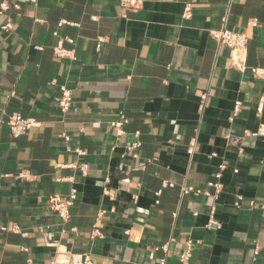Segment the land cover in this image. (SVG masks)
Returning a JSON list of instances; mask_svg holds the SVG:
<instances>
[{
	"label": "crops",
	"instance_id": "1",
	"mask_svg": "<svg viewBox=\"0 0 264 264\" xmlns=\"http://www.w3.org/2000/svg\"><path fill=\"white\" fill-rule=\"evenodd\" d=\"M20 4L0 13V118L41 126L0 131V264H73L71 253L92 264H181L188 241L189 264H264V75L250 70L264 69V0ZM224 25L248 35L245 70L213 34ZM55 31L75 59L55 55ZM62 85L73 97L66 114ZM120 113L127 121L115 126ZM72 190L62 221L48 199Z\"/></svg>",
	"mask_w": 264,
	"mask_h": 264
},
{
	"label": "built area",
	"instance_id": "2",
	"mask_svg": "<svg viewBox=\"0 0 264 264\" xmlns=\"http://www.w3.org/2000/svg\"><path fill=\"white\" fill-rule=\"evenodd\" d=\"M33 3H36L37 0H29ZM121 5H123L124 7L130 8V9H135L140 7L141 5V0H119ZM11 8L14 9H21V4H20V0H3L0 3V13L3 14L5 12H7L8 10H10ZM192 13L191 10V5L188 4L185 7V12L184 15L185 17H190ZM66 23V21H61V24ZM224 23H226V18L224 19ZM253 26H257L258 22L252 21L251 22ZM14 28V24L11 20H8L5 24H3L1 26V29L3 31H10L13 30ZM214 36L216 39H218V41L227 46L230 47L232 49V61H233V65L236 68H239L241 70H245L247 69V65L245 63V59L241 57V55H246V50H247V45H248V35L245 32L242 31H234L231 30L229 28H227L225 25L221 28V29H217L215 31H213ZM54 35L58 37V33L57 31L54 32ZM66 38V37H65ZM65 38L62 37H58L57 43L54 45V53L55 55H57L58 57L61 58H70V59H75L76 58V50L75 49H66L63 45ZM69 41L73 42V39L71 38H67ZM37 49L42 50L43 47L42 46H37ZM251 72L255 75V76H262L264 75V69L260 68V67H252ZM72 101H73V97H72V92L70 89H68L65 85L61 86V95L58 98V105L60 110L62 111V113L66 114L72 105ZM208 104V92H203L201 97H200V101H199V105H198V110L199 112L203 113L204 110L206 109ZM241 105L242 102L241 100H237L235 102V107L231 116V119H233L235 116H237L240 111H241ZM127 121L126 116L123 113L119 114V120H115L112 122L113 125L115 126H120L123 123H125ZM7 126L10 129L11 134L14 137H19L23 134H26L28 130H30L33 127H39L41 126V122L38 121L35 118L32 117H24L22 116L20 113H13L7 117H3L0 118V131L3 127ZM260 131L264 132V127H261ZM250 133L248 131H245L244 135H249ZM66 139H68V137L66 135H64ZM227 141L229 144H231L230 141V135L227 134L226 135ZM194 145H195V140L192 141V144L189 147V152L193 153L194 151ZM140 146V142H136L134 143V145L131 148H137ZM79 154H83V151L78 150ZM226 167L225 164L220 165L221 169H224ZM80 168L82 170L83 174H87L88 171V167L87 164H81ZM235 172H237L238 170L235 169ZM218 177L221 176V174L219 173L217 175ZM163 186H170V187H174L175 183L174 182H170V181H165L163 183ZM215 186L217 187V190L219 191L221 189L220 184H215ZM195 189L193 187H182L181 188V193L182 194H189L191 192H194ZM77 198V192L76 190H72L70 193H68L67 195H59V194H55V195H51L48 199L49 201V205L50 208L62 219V221H68L70 218V209L72 207V205L74 204L75 199ZM215 211V208H213V212ZM106 214V210L102 209L100 211H98L97 216H96V222H99L101 220L102 217H104ZM212 219L210 221V224H216L213 221V216H211ZM12 230L15 232H20V228L17 224H14L12 227ZM93 236L96 235H101V232L98 229L97 223L94 226L93 232H92ZM162 248L165 251H168V244H164L162 246ZM255 253H258V247L255 250ZM192 256V245L191 242L188 241L187 242V246L184 249V251L181 254L180 257V262L181 264H189V260ZM70 262L73 264H92V259H91V255L89 253H71L70 255ZM197 264H206V263H197Z\"/></svg>",
	"mask_w": 264,
	"mask_h": 264
}]
</instances>
